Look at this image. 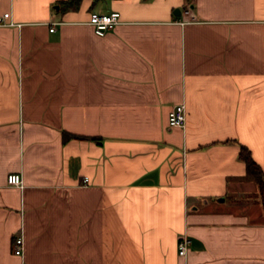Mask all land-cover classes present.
Segmentation results:
<instances>
[{"label":"crops","instance_id":"0c3cea01","mask_svg":"<svg viewBox=\"0 0 264 264\" xmlns=\"http://www.w3.org/2000/svg\"><path fill=\"white\" fill-rule=\"evenodd\" d=\"M58 1L0 0V264H264V0Z\"/></svg>","mask_w":264,"mask_h":264},{"label":"built area","instance_id":"2783aa9c","mask_svg":"<svg viewBox=\"0 0 264 264\" xmlns=\"http://www.w3.org/2000/svg\"><path fill=\"white\" fill-rule=\"evenodd\" d=\"M119 13L116 11L106 12V13H98L92 12L89 15L87 23L93 27L95 34L98 36H103L107 29L112 25L119 23ZM10 15L9 13H3L0 15V24H11L12 22L9 21ZM54 23L51 24L49 30L53 31ZM186 120V112L184 105H177L175 106L169 113H168V125L170 127H183L185 125ZM7 184L10 186H18L21 187L22 179L20 174L13 173L7 176ZM22 238L16 237L12 244V250L15 255H20L22 252ZM190 239L182 236L178 240L177 244V251L178 255L183 257L186 255Z\"/></svg>","mask_w":264,"mask_h":264},{"label":"trees","instance_id":"16d2710c","mask_svg":"<svg viewBox=\"0 0 264 264\" xmlns=\"http://www.w3.org/2000/svg\"><path fill=\"white\" fill-rule=\"evenodd\" d=\"M82 0H59L58 5L62 12L69 9H77ZM71 138H84L69 133H63V141H67ZM239 157L243 160L246 165L247 176L254 180L259 188L260 203L264 211V172L251 156L250 151L245 147L241 146Z\"/></svg>","mask_w":264,"mask_h":264},{"label":"water","instance_id":"95a60500","mask_svg":"<svg viewBox=\"0 0 264 264\" xmlns=\"http://www.w3.org/2000/svg\"><path fill=\"white\" fill-rule=\"evenodd\" d=\"M177 12H178V10H175V11H174V14H178V15H179V12H178V13H177Z\"/></svg>","mask_w":264,"mask_h":264}]
</instances>
